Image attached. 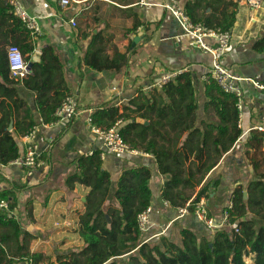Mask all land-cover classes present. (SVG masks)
<instances>
[{
  "label": "trees",
  "instance_id": "obj_1",
  "mask_svg": "<svg viewBox=\"0 0 264 264\" xmlns=\"http://www.w3.org/2000/svg\"><path fill=\"white\" fill-rule=\"evenodd\" d=\"M209 7L212 11L207 14L205 10ZM237 9L238 2L233 0H190L185 5L193 22L223 30H231ZM140 24L142 22L135 21L130 31H135ZM39 37L14 13L10 0H0V163L3 165L20 156L19 138L37 125L18 87L36 93V106L44 124L57 121V109L72 96L63 63L53 46H44L40 57L34 59ZM12 45L21 50L28 64L32 62L29 73L23 78L12 74L7 50ZM130 54V51L120 50L105 54L104 36L98 33L91 38L82 61L97 71L120 72L129 65ZM162 88L169 102H161L162 107L157 111L150 102L151 97L143 96V99H132L122 111L117 106L97 110L91 116V123L108 129L120 121L123 139L153 155L159 172L168 176L161 188V199L177 209L209 195L211 183L202 185L196 194L195 188L235 145L243 129L239 126L236 97L223 91L213 79L207 81L209 102L206 108H211L218 120L204 123L202 128L195 126L197 104L191 73L184 72ZM134 104L137 107L134 108ZM151 113L156 114L155 120ZM137 118L150 122H138ZM183 135L186 137L178 145ZM157 137L167 143H159ZM245 147L254 173L248 183L237 186L232 193L234 207L230 221L236 224L238 231L198 232L183 227L178 240L162 234L156 242H143L137 221L138 215L153 202L151 168L124 169L113 194L118 206L105 207L112 179L103 166L100 150L79 157L78 171L69 176L67 184L74 187L78 182L90 188L81 216L80 234L84 246L79 251L59 255L48 264H264V132L252 130ZM192 156L194 160L186 166ZM1 199L9 200L11 209L17 204L10 190L0 191ZM193 210L194 207H190L191 214ZM249 213L253 218L248 217ZM259 220L263 224H259ZM29 242L20 222L5 212L0 213V264H21L27 260L42 264L39 255L30 251ZM18 247L20 249L16 250Z\"/></svg>",
  "mask_w": 264,
  "mask_h": 264
},
{
  "label": "crops",
  "instance_id": "obj_2",
  "mask_svg": "<svg viewBox=\"0 0 264 264\" xmlns=\"http://www.w3.org/2000/svg\"><path fill=\"white\" fill-rule=\"evenodd\" d=\"M20 1L39 23L36 51L41 52L47 45L55 48L77 107L74 118L44 125L36 106V93L19 86V95L31 107L39 126L38 140L46 150L47 166L28 176L19 165L0 163V191L10 190L15 194L17 204L13 216L30 239V251L39 255L44 264V260L55 261L59 255L79 251L84 246L80 234L81 216L86 209L90 188L78 182L69 187L67 179L78 171L79 157L101 150L102 140L92 132L88 122L97 110L117 106L122 111L132 99L147 96L151 97L150 102L155 104L154 110L157 111L159 106L162 107L161 102H169V99L162 87L150 86L167 72L187 68L186 72H190L193 78L197 104L195 126L202 128L204 123L215 122L218 117L211 108H206L209 98L204 77L209 73L212 57L209 52L192 44L190 37L182 33L176 19L163 6L165 2L177 1L185 8L190 0H80L67 8H63L58 0ZM233 1L238 2V9L224 64L235 73L264 85V0L258 9L249 6L245 0ZM211 11L210 7L205 10L207 14ZM71 19H75V26ZM135 21L142 24L135 31H130ZM98 33L104 36L105 54L112 55L115 50L131 52L129 65L120 72L97 71L83 64L84 52L93 35ZM135 36L139 39L133 45ZM243 86V134L195 188L196 194L202 185L211 183L209 195L205 198L210 214L216 219L220 218L234 189L253 177L245 154V143L252 130L257 126L264 127V88L247 83ZM135 107L137 105L134 104ZM151 114L155 120L156 114ZM136 120L145 124L150 122L146 118ZM166 128L170 127L166 125ZM185 137L180 138L178 145ZM157 140L161 144L167 143L160 137ZM24 141L23 137L19 138L20 156L25 151ZM193 160L192 156L186 166ZM103 166L112 179L111 194L105 207L110 204L118 206L113 194L124 169L132 166L151 168L153 227L146 237L164 231L163 235L178 240L179 230L183 227L198 232L208 231L194 214L173 221L176 209L165 205L161 199V188L168 176L159 172L153 155L111 154L103 160ZM217 181L219 184L214 185L213 182ZM161 235L153 236L151 241H158Z\"/></svg>",
  "mask_w": 264,
  "mask_h": 264
},
{
  "label": "built area",
  "instance_id": "obj_3",
  "mask_svg": "<svg viewBox=\"0 0 264 264\" xmlns=\"http://www.w3.org/2000/svg\"><path fill=\"white\" fill-rule=\"evenodd\" d=\"M63 8L71 6L73 3H79L80 0H58ZM245 2L254 9L262 7L263 0H245ZM10 4L14 13L23 20L26 26L33 31L34 34H39V23L36 17L31 15L23 6L20 0H10ZM163 6L173 15L176 19L182 33L192 40V44L203 51L209 52L212 57L211 67L209 73L204 77L206 81L210 78L216 81L226 93L232 94L237 99V109L239 111V126L241 127V119L243 118V111L245 106L243 83L253 84L256 87L264 88L254 79L243 77L224 64V58L229 51L232 40L231 30H223L221 28L207 27L201 23H195L187 15L186 10L177 1L165 2ZM71 23L75 26V19H71ZM8 59L12 74L16 78H23L28 73V62L24 59L21 50L15 46L8 47ZM187 71V68H180L165 73L161 80L150 87H162L174 80L179 75ZM77 114V107L73 97L69 96L63 102L62 106L57 109L55 116L58 120H70ZM57 120V121H58ZM55 121V122H57ZM53 122V123H55ZM90 129L94 134L99 136L102 140V147L100 150V157L105 160L108 155H135L143 154L144 152L134 148L131 144L126 142L120 133V121L114 126L103 129L98 126L92 125L91 118L88 119ZM53 123H50L53 124ZM44 124V123H43ZM49 125V124H44ZM257 130L264 132V127L257 126ZM39 126H34L29 132L23 136L25 142V151L22 156L12 161L24 168L26 175L32 176L36 171L47 166L45 159L46 150L41 147L38 140ZM165 205L170 206L166 201ZM194 207L193 214L199 222L211 232L217 230H226L231 233L233 230L238 231L235 223L230 221L231 210L234 207L232 196L223 208L221 216L216 219L210 214L208 202L205 196L197 202L189 201L185 206L176 209V216L173 221H176L184 216L191 214L190 207ZM7 213L9 216L14 215L13 209L10 208L9 200H0V213ZM153 206L150 205L147 209L138 215V227L143 236V242L150 241L153 236H159L164 231L159 232L152 237H146L153 227L152 221ZM14 217V216H13ZM24 264H35L32 260H27Z\"/></svg>",
  "mask_w": 264,
  "mask_h": 264
},
{
  "label": "water",
  "instance_id": "obj_4",
  "mask_svg": "<svg viewBox=\"0 0 264 264\" xmlns=\"http://www.w3.org/2000/svg\"><path fill=\"white\" fill-rule=\"evenodd\" d=\"M138 39H139V37L138 36H135V38H134V42H133V45H135V43L138 41ZM40 54H41V52H39V51H36V53H35V55H34V59H38L39 57H40ZM31 66H32V62H30L29 63V65H28V70L30 71V69H31ZM138 121H143L142 119H138ZM10 129H12V128H10ZM244 194H245V196H247V192L245 191L244 192ZM108 220L110 221V218L108 217ZM127 255H125V256H123V257H126Z\"/></svg>",
  "mask_w": 264,
  "mask_h": 264
},
{
  "label": "rangeland",
  "instance_id": "obj_5",
  "mask_svg": "<svg viewBox=\"0 0 264 264\" xmlns=\"http://www.w3.org/2000/svg\"><path fill=\"white\" fill-rule=\"evenodd\" d=\"M264 149V148H263ZM248 163H249V161H248ZM250 164V163H249ZM252 171V174L254 173V171H253V169L251 170ZM250 175H251V172H250ZM252 179V178H251ZM248 217H250L251 218V213H249L248 214ZM258 223L260 224V223H262V221H258ZM263 224V223H262ZM46 263H44V264H48L49 262H50V260H44ZM48 262V263H47ZM250 262V261H249Z\"/></svg>",
  "mask_w": 264,
  "mask_h": 264
}]
</instances>
